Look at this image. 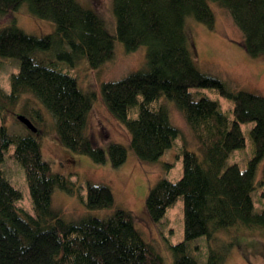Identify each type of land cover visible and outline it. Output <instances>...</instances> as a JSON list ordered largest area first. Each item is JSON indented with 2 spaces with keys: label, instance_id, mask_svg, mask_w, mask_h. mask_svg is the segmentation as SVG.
<instances>
[{
  "label": "trees",
  "instance_id": "1",
  "mask_svg": "<svg viewBox=\"0 0 264 264\" xmlns=\"http://www.w3.org/2000/svg\"><path fill=\"white\" fill-rule=\"evenodd\" d=\"M210 3L230 14L250 56H264V0H114V34L96 11L84 8L78 0H0L1 16L12 15L27 4L33 16L56 27L53 34L43 37L28 35L14 23L0 30V58L20 63L19 72L11 76V91L0 88V264H164L127 210L117 209L105 219L86 217L68 223L52 209L56 189L70 195L74 190L43 156L41 138L47 131L37 106L28 101L23 109L37 134L23 125L25 133L10 135L4 125L5 116L24 96L31 95L52 115L65 148L104 163L106 152L86 134L95 94L83 93L77 79L63 73L55 61L35 55L53 51L59 62L75 65L86 59L89 67L98 69L114 58L115 41L122 43L128 54L147 48L144 69L106 82L101 88L107 110L128 130L134 154L141 161L157 162L180 134L166 108L157 104L160 97L175 103L202 153L200 159L184 149L180 180H160L146 199L145 209L156 223L183 199L184 240L171 246L172 264H199L190 248L202 237L209 245L205 264H224L228 248L217 246L220 232L246 227L261 229L264 234V205L255 212L253 203L256 173L264 158V97L232 91L196 68L194 46L185 25L191 18L213 29L215 16ZM194 89H212L231 100L232 117L218 102L198 97ZM134 109L137 116L130 118ZM248 123H253L249 133L252 159L245 169L237 164L226 166L228 157L244 147L241 125ZM11 146L10 158L25 173L34 216L16 207L22 194L2 169ZM107 152L113 167L127 159V149L121 144L110 143ZM114 202L107 185H87L88 209H110Z\"/></svg>",
  "mask_w": 264,
  "mask_h": 264
},
{
  "label": "rangeland",
  "instance_id": "2",
  "mask_svg": "<svg viewBox=\"0 0 264 264\" xmlns=\"http://www.w3.org/2000/svg\"><path fill=\"white\" fill-rule=\"evenodd\" d=\"M84 7L96 11L106 23L111 34L115 32L114 0H78ZM215 16L213 29L194 19L186 21L185 29L194 46V63L203 74L221 80L232 91H245L264 97V56L252 57L244 49L243 35L235 26L230 14L218 5L210 3ZM28 35L43 37L53 34L55 24L33 16L27 4L9 16L0 15V30L12 24ZM147 48L140 47L133 53H126L122 43L115 41L114 58L98 69L89 67L86 59L75 65L59 62L53 51L38 52L36 57L53 60L60 70L77 79L80 89L85 94H95V100L88 114L86 134L95 144L106 152L104 163H95L89 157L79 155L65 148L57 137L56 124L52 115L31 95L24 96L16 109L5 116V127L10 135L25 133V127L16 119L24 115L26 102L37 106L45 118L47 135L42 136V153L51 162L53 171L65 176L73 185L74 194L70 195L56 189L51 198V207L65 222H76L86 217L105 219L117 209L129 211L136 228L143 238L150 243L162 257L164 264H172L171 246L184 240L183 199L170 207L159 223L151 221L146 211V199L150 190L160 181L177 182L183 174L182 152L184 149L196 153L202 159L193 131L175 103L166 97H160L159 105L166 108L171 124L180 134L172 147L153 163L141 161L130 148V134L107 110L101 97L102 85L118 81L131 73L145 68ZM20 63L16 59L0 58V88L11 91V76L19 72ZM198 97H207L220 104L224 113L232 117L231 100L212 89H194ZM130 118L137 116V109L130 111ZM0 116V126L2 125ZM253 123L241 125L245 139L243 148L234 151L227 159L226 166L237 164L245 169L254 154L250 139ZM41 134V133H40ZM110 143L123 145L127 149V159L119 167H113L108 146ZM14 146L4 155L2 169L7 180L21 192L22 198L16 207L34 216L33 203L26 182L25 173L19 163L10 158ZM257 188L253 194L254 211L259 212L264 205V158L256 173ZM88 184H103L110 187L114 195V206L104 210H90L85 206ZM217 246L228 248L224 264H264V234L261 229L235 227L218 234ZM209 245L205 237L191 243L190 253L199 264H205Z\"/></svg>",
  "mask_w": 264,
  "mask_h": 264
},
{
  "label": "water",
  "instance_id": "3",
  "mask_svg": "<svg viewBox=\"0 0 264 264\" xmlns=\"http://www.w3.org/2000/svg\"><path fill=\"white\" fill-rule=\"evenodd\" d=\"M16 118L29 131H31L34 134L38 133V129L32 124V122L27 117H25L24 115H18Z\"/></svg>",
  "mask_w": 264,
  "mask_h": 264
}]
</instances>
